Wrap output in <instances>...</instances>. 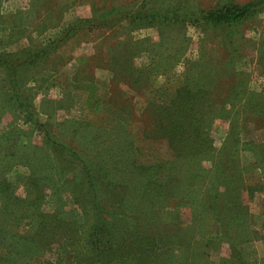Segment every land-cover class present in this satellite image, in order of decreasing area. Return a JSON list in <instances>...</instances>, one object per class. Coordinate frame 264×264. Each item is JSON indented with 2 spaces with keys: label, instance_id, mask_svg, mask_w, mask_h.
Returning <instances> with one entry per match:
<instances>
[{
  "label": "rangeland",
  "instance_id": "obj_1",
  "mask_svg": "<svg viewBox=\"0 0 264 264\" xmlns=\"http://www.w3.org/2000/svg\"><path fill=\"white\" fill-rule=\"evenodd\" d=\"M225 1L0 0V38L3 41L0 42V58L3 54L22 50L41 52L52 48L50 42L68 26L113 7H121L125 14L134 12L136 15L153 8L175 12L180 5L182 9L209 10ZM231 1L242 5L252 0ZM15 17L21 22L13 26ZM214 36L216 34L211 30L176 23L139 28L121 24L98 29L82 26L57 49H48L50 53L46 58L32 67L27 65L18 69L16 84L0 69V180L7 177L12 185L9 191L24 198L27 188L22 178L36 172L45 179L42 210L66 211L79 216L75 197L70 193H59L58 187L68 181L69 185H74L72 181L83 173L82 166L73 164L75 166L62 178V183L54 182L50 170L54 168L55 156H58L55 163L61 164V168L70 166V158H64L66 154H77L92 167V171L93 162L110 168L112 140L96 136L93 108L108 109V113H103L105 120L111 119L112 110H118L120 114L121 110L131 109L133 117L143 120L148 103L155 99L165 101L181 87L183 74L201 56V46L205 42L218 44L222 39ZM263 46L264 12L235 34V52L241 57L236 66L230 65V51L216 50L214 70L209 72L215 96L219 94L223 101L234 90L239 93L236 104L242 105L251 94L264 90V73L259 62ZM130 54L133 70L155 69L163 64V69H155V73L165 71L151 75L148 84L141 87L127 73ZM249 130L245 133L246 138L264 142L263 127L249 125ZM228 132L226 122L214 127L212 137L217 149L223 144L229 146L231 140H227L236 137ZM239 148L243 149L242 145ZM251 154L249 150H241L237 155L240 168L235 176L241 185L237 183L231 187L232 193H224L220 200V223L212 218L206 219L202 226L194 223L200 188H194L185 176H180L179 207L163 214L164 219L177 228L196 226L194 236L205 237L203 252L198 254L203 259L195 264H264V173ZM203 166L210 170L211 163L205 161ZM204 174L207 177L206 171ZM48 179L50 182L46 181ZM186 194L194 196L187 204L180 201ZM55 253L56 258L49 253L45 259L53 264L73 262L68 247L58 246ZM59 256L63 257L57 262Z\"/></svg>",
  "mask_w": 264,
  "mask_h": 264
},
{
  "label": "trees",
  "instance_id": "obj_2",
  "mask_svg": "<svg viewBox=\"0 0 264 264\" xmlns=\"http://www.w3.org/2000/svg\"><path fill=\"white\" fill-rule=\"evenodd\" d=\"M181 6L175 12L153 8L136 15L134 12L125 14L121 7H113L68 26L50 42L52 48L48 49L55 50L82 26L98 29L112 24L139 28L176 23L211 30L216 39L222 37L218 44L205 42L201 46L202 57L183 74L181 87L165 101L155 99L148 103L143 120L133 117L132 109L121 110L120 114L118 110H112L111 119L105 120L103 113H108V109L93 108L96 136L112 140L110 168L93 162L92 171V167L77 154H66L64 158H70V166L56 165V155L54 168L50 170L54 182L59 183L73 169V164L82 166L83 173L72 181L74 185H69L68 181L66 184L61 182L62 186L58 187L59 193H70L75 197L79 216L66 211L42 210L45 179L36 172L22 178L27 188L24 198L9 191L12 185L7 177L0 180V264H53L45 256L51 253L56 258L58 246L68 247L73 254V262L69 264L199 263L203 259L198 254L203 252L205 237L194 236L196 226L179 229L164 219L165 211L179 207L180 176H185L194 188H200L194 223L202 226L206 219L222 222L220 200L224 193H232L231 187L237 183L241 185L235 176L240 168L237 155L241 150L251 151L264 173V142H255L245 134L250 131L249 125L264 128V90L251 94L246 103L237 105L239 93L233 90L222 101L219 94L215 96L209 76L214 70L217 49L230 51V65L236 66L241 60L235 52V34L264 12V0H252L242 5L227 0L209 10L182 9ZM18 22L21 20L15 17L13 26L19 25ZM0 42L3 43L1 38ZM48 49L3 54L0 69L16 84L18 69L34 66L49 55ZM132 61L130 54L127 73L141 87L148 84L151 75L165 71L155 73V69H163V64L155 69L133 70ZM259 62L264 73V46ZM222 122L229 124L230 135L236 137L227 140H231L229 146L223 144L217 149L212 132ZM205 161L211 163L210 170L204 169ZM46 181L50 182L49 179ZM193 198L186 194L180 201L187 204ZM62 257L56 261L60 262Z\"/></svg>",
  "mask_w": 264,
  "mask_h": 264
}]
</instances>
